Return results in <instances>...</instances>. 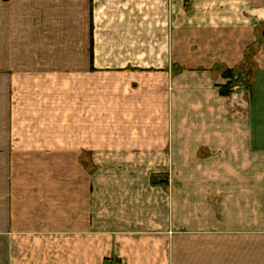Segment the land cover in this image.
I'll use <instances>...</instances> for the list:
<instances>
[{
  "label": "crops",
  "instance_id": "obj_1",
  "mask_svg": "<svg viewBox=\"0 0 264 264\" xmlns=\"http://www.w3.org/2000/svg\"><path fill=\"white\" fill-rule=\"evenodd\" d=\"M0 264H264V0H0Z\"/></svg>",
  "mask_w": 264,
  "mask_h": 264
},
{
  "label": "rangeland",
  "instance_id": "obj_2",
  "mask_svg": "<svg viewBox=\"0 0 264 264\" xmlns=\"http://www.w3.org/2000/svg\"><path fill=\"white\" fill-rule=\"evenodd\" d=\"M261 39H262V32H261V30H259L257 32V35H256V40H258L260 42ZM258 41H256L255 48L254 47L250 48L251 52H253V50L256 49L254 52V53H256V51L258 50V47H259V46H257ZM247 65L244 64L245 67H243V65L241 67V65H240L239 69L237 68L235 70L238 73L237 79L235 78L236 72L227 71L224 74V75H226V78L228 79L227 81L224 80V82H226V84L222 85L221 90H220L221 96L224 97V100L227 103L226 109L223 111V115H224L223 118L224 119H229L230 117L234 116L236 113L245 112L244 107H242L241 105H237V103L232 100V94L235 91H239V90H242L241 92H244L245 90L250 91V92L252 91L251 89H252V84L254 81L253 72H252V69H250L251 65L250 64H247ZM242 72H244L245 74L247 73L246 84H243L241 79H240Z\"/></svg>",
  "mask_w": 264,
  "mask_h": 264
},
{
  "label": "water",
  "instance_id": "obj_3",
  "mask_svg": "<svg viewBox=\"0 0 264 264\" xmlns=\"http://www.w3.org/2000/svg\"><path fill=\"white\" fill-rule=\"evenodd\" d=\"M242 78L244 79V76H242Z\"/></svg>",
  "mask_w": 264,
  "mask_h": 264
}]
</instances>
